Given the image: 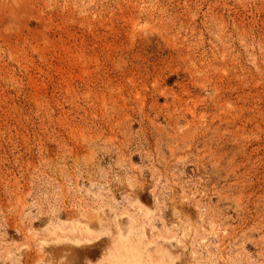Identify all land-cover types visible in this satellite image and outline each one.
<instances>
[{"label": "rangeland", "instance_id": "1", "mask_svg": "<svg viewBox=\"0 0 264 264\" xmlns=\"http://www.w3.org/2000/svg\"><path fill=\"white\" fill-rule=\"evenodd\" d=\"M128 250L264 264V0H0V264Z\"/></svg>", "mask_w": 264, "mask_h": 264}, {"label": "bare ground", "instance_id": "2", "mask_svg": "<svg viewBox=\"0 0 264 264\" xmlns=\"http://www.w3.org/2000/svg\"><path fill=\"white\" fill-rule=\"evenodd\" d=\"M122 257V256H120ZM121 259H118L117 262L120 263L121 262ZM123 260V259H122ZM126 261H128L129 263L131 264H135L139 261H141V256L139 255V253L135 250H128L127 251V258H126Z\"/></svg>", "mask_w": 264, "mask_h": 264}]
</instances>
